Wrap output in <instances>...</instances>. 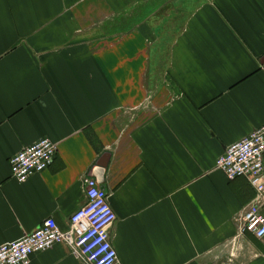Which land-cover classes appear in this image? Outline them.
Returning <instances> with one entry per match:
<instances>
[{
  "label": "crops",
  "instance_id": "obj_1",
  "mask_svg": "<svg viewBox=\"0 0 264 264\" xmlns=\"http://www.w3.org/2000/svg\"><path fill=\"white\" fill-rule=\"evenodd\" d=\"M263 125L264 0H0V246L67 231L89 178L123 264H264L237 236L257 193L216 168ZM41 139L53 164L18 183L10 159Z\"/></svg>",
  "mask_w": 264,
  "mask_h": 264
},
{
  "label": "built area",
  "instance_id": "obj_2",
  "mask_svg": "<svg viewBox=\"0 0 264 264\" xmlns=\"http://www.w3.org/2000/svg\"><path fill=\"white\" fill-rule=\"evenodd\" d=\"M57 145L41 139L10 159L11 178L25 183L30 177L43 173L54 162ZM217 170L228 180L248 179L256 191V199L243 213L238 237L247 233L264 239V125L243 141L229 146L216 163ZM86 204L70 219L67 231L53 219L22 239L0 246V264H31L33 255L51 250L64 242L69 244L84 264H123L112 245L110 229L116 214L109 204L107 193L94 179H85Z\"/></svg>",
  "mask_w": 264,
  "mask_h": 264
}]
</instances>
